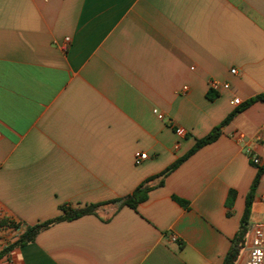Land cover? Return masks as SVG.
Here are the masks:
<instances>
[{
	"label": "crops",
	"instance_id": "1",
	"mask_svg": "<svg viewBox=\"0 0 264 264\" xmlns=\"http://www.w3.org/2000/svg\"><path fill=\"white\" fill-rule=\"evenodd\" d=\"M259 94L264 0H0V222L18 225L0 250L60 206L98 205L0 264H222L264 167V102L222 122ZM141 184L134 209L119 201ZM248 224L234 264L264 224V170Z\"/></svg>",
	"mask_w": 264,
	"mask_h": 264
},
{
	"label": "trees",
	"instance_id": "2",
	"mask_svg": "<svg viewBox=\"0 0 264 264\" xmlns=\"http://www.w3.org/2000/svg\"><path fill=\"white\" fill-rule=\"evenodd\" d=\"M257 101L264 102V94H259V95H256V96L250 98L248 101H246L240 107H238L234 112L230 113L227 116V118L222 122V125L229 122L236 112L245 109L246 107H248L249 105H251ZM217 136H218L217 129H214L206 137L197 140L194 148L191 149L185 156L178 159L176 162H174L172 165H170L168 168H166L162 173L155 176L156 178H161V180L159 181V185L162 184V179L169 172L174 170L183 160H185L189 155H191L196 149L200 148L203 145H206L208 143L213 142L217 138ZM263 170H264L263 166H260L257 168V171L255 173V176L253 178V181L250 185L249 191H248L246 198H245L244 210H243V213H242V216L240 219L238 231H237L236 235L234 236V238L231 240L230 249H229L228 253L226 254V256L224 257L222 264H234V262L236 261L240 251L244 247L245 239H246V236H247L248 231H249V224L248 223H249L251 207H252L255 191H256L257 185L260 181ZM146 183H147V181H146ZM149 189H150V187L145 186V184H141L132 192L131 195H129L126 198H124L123 200H119V201H121L123 204L129 206L130 208L134 209L138 203H140L141 201H143L145 199L146 193ZM234 195H235L234 191H230L228 193V200L226 203V205L228 207H231ZM174 199L184 207L187 205L186 202L183 200H180L177 198H174ZM102 205H105V204H102ZM97 207H98V205H90V206H87L83 209L70 210L65 206H60V209L63 212V215L56 217V218H53L51 220H47V221H44L41 223H37V224L32 225V226H25L23 232L19 235V237L17 238V240L15 242H13L12 244H10V245H8V246H6L0 250V259L4 255H6L9 251H11V249H13L15 247H22L24 245L32 243L34 241L36 235L40 231L48 228L53 223H56L59 221H64V220H72V219H75V218L82 216V215H85V214H91L94 212V210ZM5 225L9 226L11 228H14V229L18 228V225H16V224H13V223L4 224L3 222H0V226H5Z\"/></svg>",
	"mask_w": 264,
	"mask_h": 264
},
{
	"label": "built area",
	"instance_id": "3",
	"mask_svg": "<svg viewBox=\"0 0 264 264\" xmlns=\"http://www.w3.org/2000/svg\"><path fill=\"white\" fill-rule=\"evenodd\" d=\"M65 43H68V38H65ZM230 74H235V70L231 69ZM228 84L220 83L217 80H211L208 84V88L212 91H219L221 89H228ZM232 105H239L240 101L238 98H234L231 101ZM161 118V116H158ZM177 133H182V130H177ZM147 158L145 153L135 152L134 163L140 164ZM250 160L253 164L258 165L259 160L255 156H250ZM242 264H264V224H255L250 229L249 238L245 245V259Z\"/></svg>",
	"mask_w": 264,
	"mask_h": 264
},
{
	"label": "rangeland",
	"instance_id": "4",
	"mask_svg": "<svg viewBox=\"0 0 264 264\" xmlns=\"http://www.w3.org/2000/svg\"><path fill=\"white\" fill-rule=\"evenodd\" d=\"M253 210H254V208H253Z\"/></svg>",
	"mask_w": 264,
	"mask_h": 264
}]
</instances>
